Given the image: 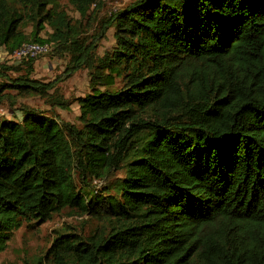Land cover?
Wrapping results in <instances>:
<instances>
[{"label":"trees","instance_id":"obj_1","mask_svg":"<svg viewBox=\"0 0 264 264\" xmlns=\"http://www.w3.org/2000/svg\"><path fill=\"white\" fill-rule=\"evenodd\" d=\"M69 1L82 19L97 4ZM81 24L56 0H0V51L47 45L90 87L81 126L24 105L0 117V253L70 210L100 228L58 231L37 264H264V0H135L101 21V56ZM36 58L0 63V106L68 109L30 78Z\"/></svg>","mask_w":264,"mask_h":264},{"label":"rangeland","instance_id":"obj_2","mask_svg":"<svg viewBox=\"0 0 264 264\" xmlns=\"http://www.w3.org/2000/svg\"><path fill=\"white\" fill-rule=\"evenodd\" d=\"M56 1L57 9L66 12L72 17L73 21L82 22L83 40L95 44V53L101 56L103 53L110 51L115 45L113 29L109 28L102 31L101 21L135 0H97V4L91 7L87 16L83 19L69 0ZM27 32H29V29H27ZM51 32L49 26H46L40 37L46 39ZM48 52L49 49L37 56L30 78L42 83L54 82L58 93L70 102L69 108L66 110L58 107L52 109L45 104L43 98L27 96L17 100V105L13 109H10L7 105H1L0 117L19 121L22 114L18 107L24 105L47 115H50L51 112L57 113L61 120L81 126L78 120L80 110L76 99L84 97L90 92L88 71L79 69L74 73H67L69 57L66 55L55 56ZM0 63L19 64V62L13 61L10 56L6 55L4 50L0 51ZM25 73L26 67L22 65L19 71L10 72L8 75L15 78L25 75ZM0 80L2 81V78ZM116 86H119L118 82ZM109 182L97 183L100 189H96L98 191L103 190ZM96 228H100L97 220L79 216L70 210H64L60 214L54 215L45 223H24L20 228L13 231L6 249L0 253V264H37L36 261L39 258L45 259L46 252L58 231L65 229L78 234H88ZM41 264H49V260L46 259Z\"/></svg>","mask_w":264,"mask_h":264},{"label":"built area","instance_id":"obj_3","mask_svg":"<svg viewBox=\"0 0 264 264\" xmlns=\"http://www.w3.org/2000/svg\"><path fill=\"white\" fill-rule=\"evenodd\" d=\"M47 50H48L47 45H40L37 43H26L23 44L18 49H16L15 51H13L10 57L12 58V60L34 58L38 56L40 53L47 52Z\"/></svg>","mask_w":264,"mask_h":264}]
</instances>
